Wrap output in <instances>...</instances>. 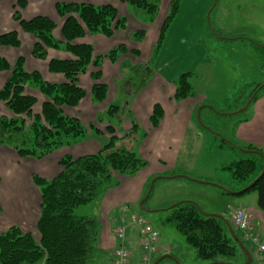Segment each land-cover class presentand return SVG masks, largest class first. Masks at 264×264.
Segmentation results:
<instances>
[{"label":"crops","instance_id":"1","mask_svg":"<svg viewBox=\"0 0 264 264\" xmlns=\"http://www.w3.org/2000/svg\"><path fill=\"white\" fill-rule=\"evenodd\" d=\"M127 1L26 0L27 7L21 12L23 18L30 20L36 16H46L53 19L58 25L55 31L56 38H60V28L63 24V19L59 17L56 10L58 3H92L96 6L112 4L117 8L120 16L127 19V27L126 29L117 31L112 37H106L102 34H88L80 41L81 43H87L93 46L95 57L103 58L99 63L101 68V81L99 82L107 88L106 99L103 102H96L92 95L95 81L92 79L91 74L96 71L97 66H92L87 73L80 77L78 82L86 92L85 98L76 107L64 108V113L67 116L79 119L86 128V137L84 139H69V142L64 147L55 150L52 154L42 159L32 157L20 158L14 148L0 145V166L2 162L9 164L8 169L11 180L10 185L0 186L1 188L3 187V190L0 189V199L3 198V201L0 200V205L2 211L4 210L3 206H6L5 214H7V211L12 210V213H10L11 216L8 217L6 215L9 218L7 222H4L3 219L0 220V233L11 227L13 221L22 222L23 227L29 226V230L35 232L42 200L40 190L34 184L33 176L39 175L51 180L61 172L60 162L65 156L78 158L98 153L113 137L108 131L111 127L113 129L115 128L114 135L118 140L127 138L129 131L134 128L138 130L139 127L142 128L139 131L140 141L136 145L138 146L136 153L148 162L147 168L138 173L137 178H141L142 180L152 173L160 174L169 169H179L177 168L179 165L184 167L183 169H179L181 172L183 171L184 173L194 175L193 173L196 171L193 167H198L201 161L204 160L207 147L211 146L209 142L211 138L205 135V132L214 136V132L220 133L240 148L253 147L264 153V95L260 94L264 89V84L255 93L257 95L256 100L248 107L240 110L238 114L219 116L214 113L215 116L212 118L218 120L217 124L212 123L214 120L211 118H209L210 120H205L206 122L204 121V123L201 122L203 121L202 117H204L207 111V114H211L212 110L210 109V105L204 106L200 110L196 109L200 104L207 101L221 104L224 101L232 100L239 90L248 85L256 84L244 82V84L238 86L236 81L241 80H235L230 77L223 78L224 74L221 75L219 72L221 70L220 68H223L222 71L224 72H228L232 68L229 67L228 61H226L229 56L225 60L226 64L222 63L224 66L221 67L222 65L215 64L214 58L211 55L212 50H219L225 45L227 53H229V46L233 39L217 29L205 30L201 19L195 21L196 29L194 30L193 36L189 37L192 51L190 56L192 58L195 56V62L192 61L193 65L186 67V70L180 73L181 75H170L169 72H162L159 68H156L153 65L156 62L154 61L152 63V61L154 59L155 46L159 47L163 44L168 28L177 19L180 4L177 15L166 29L163 40L160 41V33L170 13L173 0H160L159 15L152 25L148 23L144 24L135 19L129 12L130 4ZM16 2L17 0H3L0 4V15H4L6 18L5 21L1 22L0 33L18 31L21 46L19 49L0 47V55L5 56L11 62H14L19 56H24L27 71L41 73L43 79L47 82H65L64 75L49 71V60L67 59L70 58V55L63 50L49 49L48 59L40 60L34 58L31 54L35 43L34 37L24 33L19 23L13 19ZM128 21L130 23L129 26L127 25ZM141 30L145 32L144 37L140 42H136L134 40V34ZM205 38L208 40H202ZM120 47L124 49L119 51L114 61L107 58L110 52ZM262 52L261 63L263 66L264 50ZM200 67H205V71L209 73L200 75L198 71ZM186 73L192 74L189 81L197 97L187 98L184 101L180 100L181 102L179 103L176 97L177 80ZM6 78L7 74L1 75L0 88ZM137 78L141 79V81H136ZM215 81L218 83H215ZM222 81L235 82L228 86L227 83H222ZM27 92L35 96L38 99V103L42 104L45 101V97L35 86H28ZM248 92L250 93L252 90H248ZM114 105L119 110L115 111V116H111V113H109L110 106ZM156 106L161 108L163 115L159 125L153 126L152 119ZM205 108L207 110H204ZM195 114H197L199 119V127L196 130L191 128L192 118ZM3 115L8 119L14 116L6 105L0 101V116ZM195 134L197 138H195ZM218 140L219 138L215 141ZM217 146L220 147H218V150L221 149V144ZM226 152L221 159V167L232 162L239 156L234 151L226 150ZM35 164H39L40 172L30 167ZM6 176L0 170V179L4 183ZM121 179V187L109 189L101 199L103 211L102 217L100 218L102 230L99 248L103 251V254L96 264H113L114 253L119 243L116 238V231L123 225L127 227L125 241L127 248L131 252V264H140L145 255L140 245L138 227L131 224V217L136 215L131 212L133 197L139 189L140 183L137 184L138 186H134L133 189L126 188L127 184L130 182L134 183L136 179H126V177H121ZM255 192L257 193V191ZM253 201L255 202H251L247 210L237 207L234 209L231 208L228 212L227 209H223L218 216L223 217L222 221L227 232H229V227H231L236 234L243 236L235 227L232 220L233 212L241 209L252 215L251 232L259 237L264 236V213L258 208V193L255 195ZM232 202L235 201L232 200ZM231 204L229 202L228 207ZM80 210L79 208L77 211L79 215H88L80 213ZM3 213L0 212V216ZM245 242L250 241L244 239V245ZM235 243L238 249L234 256L240 255L242 258L245 257L244 263L246 264L248 261V257L245 255L246 253L242 251L236 241ZM250 243L256 250L254 251L256 254L252 255V264H264V253H259L257 247L252 242ZM245 248L247 249L246 245ZM163 249L168 254L172 251V248L168 245ZM247 251L251 254L248 249ZM165 257L167 258L169 255L165 254ZM162 258V251L157 248V252L151 255V264L158 262L160 264L163 260ZM174 259L179 261V258L176 256ZM218 263L231 264L224 261L218 262V259L215 262L202 264Z\"/></svg>","mask_w":264,"mask_h":264},{"label":"trees","instance_id":"2","mask_svg":"<svg viewBox=\"0 0 264 264\" xmlns=\"http://www.w3.org/2000/svg\"><path fill=\"white\" fill-rule=\"evenodd\" d=\"M180 1H172L170 13L160 33V41L177 15ZM127 2L145 10L152 16V20L160 11V5L149 0ZM26 7V0H17L13 19L19 23L24 33L34 37L32 56L46 60L48 50L56 49L67 52L70 58L49 60V71L65 77L63 83H51L44 80L41 73L27 71L23 56L11 62L0 55V77L7 74L0 88V101L14 115L12 119L0 117V145L14 148L20 158L42 159L64 147L69 139L82 140L86 137V128L80 120L67 116L64 108L76 107L85 98L86 92L78 82L92 66H97L96 71L91 74L95 81L92 89L93 99L96 102H103L106 99L107 88L99 82L101 81L99 63L103 58L95 57L93 46L80 41L88 34L112 37L117 31L126 29L127 19L121 17L112 4L96 6L92 3H58L56 10L63 19V24L60 28V38H56L57 23L46 16L24 19L21 10ZM144 34L142 30L135 33L139 41L143 39ZM20 45L19 32L0 33V47L19 48ZM123 49L120 47L113 50L107 58L114 61L119 51ZM191 75L186 73L179 78L176 92L178 100L196 96L189 81ZM32 85L45 97L41 110L37 113L35 107L38 99L27 92L28 86ZM262 85H248L239 90L232 100L211 105L210 109L219 116L236 115L256 100L255 93ZM251 87H254V90L249 93ZM116 110H119L117 106H110L111 116L116 115ZM162 115L161 108L156 106L152 119L153 126L159 125ZM28 120L31 125L27 127ZM114 129L112 127L108 129L113 137L98 153L78 158L65 156L60 162L61 172L55 178L48 180L39 175L33 176L42 200L37 229L30 232L22 227L13 226L0 233V264L98 262L103 254L99 248L101 221L94 216H80L77 213L78 209L96 202L111 187L113 180L135 175L148 166V162L134 149L118 148ZM214 134L219 138L221 148L239 154L237 159L222 166V169L231 172L232 180L240 187L236 191L226 188L222 190L224 194L236 195L262 175L264 153L253 147L240 148L220 133ZM171 176L190 178L182 172H175ZM251 191H257L258 208L264 213V176L242 195ZM168 210L170 215L166 223L173 225L186 238L196 250L199 259L215 262L218 257H232L236 254L237 245L231 233L226 231L222 218L205 214L197 203L191 201L175 204ZM235 237L244 245L243 236L235 233Z\"/></svg>","mask_w":264,"mask_h":264},{"label":"rangeland","instance_id":"3","mask_svg":"<svg viewBox=\"0 0 264 264\" xmlns=\"http://www.w3.org/2000/svg\"><path fill=\"white\" fill-rule=\"evenodd\" d=\"M2 1L3 0H0V4ZM149 1L156 2L160 5V0ZM129 12L139 22H143L144 24L148 23L150 25L156 21L157 16L159 15L155 16L156 18L152 20V16L147 14L145 10L132 5H130ZM5 19L4 15H0V25ZM199 19L202 20L205 30L210 31L212 29H217L233 39L229 46V53H227L225 45H221L222 47L219 50H212L211 53L215 64L222 65L221 67L226 64L225 60L229 56L226 61H228L229 67L232 68H230L228 72H224L222 71L223 68H220L221 70H219V72L221 75L224 74L223 78L230 77L235 80H241L236 81L238 86L244 84V82L264 84V72L262 74V71H264V61L263 66L261 63L262 51L264 50V0H181L177 19L168 28L163 44L159 47L155 46L152 63L154 61L156 63L153 65L156 68H159L162 72H169L170 75H178L183 73V71L186 70V67H191L193 65L192 61L195 62V56L193 58L190 56L192 51L189 37L193 36L194 30L196 29L195 21ZM127 25H130L129 21L127 22ZM134 40L140 42L135 34ZM202 40L208 39L205 38ZM12 49L19 48L12 47ZM203 68L200 67L198 69L200 75L205 73L208 74L209 72L205 71L206 68ZM136 81H141V79L137 78ZM234 82L235 81H222V83H227L228 86L232 85ZM215 83L218 82L215 81ZM250 90H254V87H251ZM260 94L264 95V89ZM177 101L180 103L184 100ZM40 104L41 103H38L35 107L36 113L41 110V106L39 107ZM215 104L217 105L218 103L207 101L200 104L196 109L200 110L204 106H215ZM204 110H207V108ZM207 113L202 117L203 121L201 122L204 123L205 120H210L209 118H211L214 120L212 123L217 124L218 120L212 118L215 114L212 111L211 114ZM0 117L5 116L3 115ZM12 118H14V116ZM198 120L197 114H195L192 118L191 128L196 130L199 127ZM26 124L27 127L30 126V120H28ZM141 130L142 128L139 127V130L134 128L129 131V136L127 138L117 141L118 148L127 147L129 149H134L137 152L138 146L136 145L140 141L141 137L139 131ZM205 135L210 136L211 140L209 142L211 143V146L207 147L204 160L201 161L198 167H193L196 171L193 173L194 175L182 171V173L188 175L190 178L171 176L175 172H181L179 169L184 168L181 165L177 167L179 169H169L160 174L152 173L143 180L137 178L139 175L138 173L132 176H125L126 179H136L134 183L130 182L127 184L126 188L133 189L134 186H138L137 184L140 183V187L133 197L131 212L145 218L149 225L159 233L160 241L157 242L156 248H159L162 251V257H164L165 254L169 255V257L164 258L160 264H202L207 262L206 260L198 258L196 250L173 225L166 223V220L170 215L168 210L169 207L175 204L191 201L197 203L203 209L205 214L219 215L224 208L227 209L228 212L231 208L234 209L237 207L247 210V207L251 205V202H255L253 201L255 195H257L255 191L242 196L224 194L222 188L232 191H236L240 188L232 180L231 172L222 169L221 167V159L224 157L225 153H227L226 150H232L224 148L218 150L219 146L217 145L221 144V142L219 140L215 141L217 139L216 136L206 132ZM195 138H197L196 134ZM28 145L30 146L29 143ZM235 159H237V157ZM8 165V163H1L0 170L7 176L5 177V183L0 179V186L11 184ZM30 167L38 172L41 171L39 164ZM112 183L113 184L109 189L121 187V177L113 180ZM241 186L243 187L245 185ZM2 188L0 187V189ZM109 189H107L98 200H96V202L80 207V213L97 217L100 220L103 211L101 199ZM0 200L3 201V198ZM232 200L235 202H232ZM229 202L232 203L230 207H228ZM3 208L4 210L0 211L1 213L4 212L3 215L0 216V220L3 219L4 222H7L9 218H7L6 215H8V217L11 216L10 213H12V210L10 209L11 211H7V214H5L6 206H3ZM13 226L22 227L25 230L30 231L29 226H22V222L13 221L11 227ZM167 245L172 248V251H170L169 254L163 251V248ZM245 245L251 252V255L256 254V252L254 253L256 250L250 242H245ZM143 251L146 252L144 249ZM175 256L179 258V261L174 259ZM239 256L218 257V262L224 261L231 264H243L245 262V257L242 258L240 256V258Z\"/></svg>","mask_w":264,"mask_h":264},{"label":"built area","instance_id":"4","mask_svg":"<svg viewBox=\"0 0 264 264\" xmlns=\"http://www.w3.org/2000/svg\"><path fill=\"white\" fill-rule=\"evenodd\" d=\"M232 220L235 227L243 234L244 239L252 242L259 253H264V236L259 237L251 232L252 215L245 210L238 209L233 212ZM131 223L139 228L140 245L146 250L140 264H151V255L157 252L156 244L159 240V234L143 217L134 216ZM126 232V226H121L116 231L119 245L114 254L113 264H131V252L127 248L125 241Z\"/></svg>","mask_w":264,"mask_h":264},{"label":"water","instance_id":"5","mask_svg":"<svg viewBox=\"0 0 264 264\" xmlns=\"http://www.w3.org/2000/svg\"><path fill=\"white\" fill-rule=\"evenodd\" d=\"M264 176V172L262 173V175L254 182L252 183L249 187H247L246 189H243L242 191H239L236 193V195H242L243 193H245L247 190L253 188L255 186V184ZM218 216V215H216ZM220 218L223 219V217L221 216H218ZM229 232L231 233V235L233 236L234 240L238 243L239 247L242 249V251H244V253H246L245 255L248 257V261L246 264H252L253 263V257L252 255L247 251V249L245 248V246L241 243L240 239L235 237V233L233 231V229L231 227H229ZM166 258L165 256L162 258L164 259ZM159 263V262H158ZM158 263H155V264H158ZM219 264V263H218Z\"/></svg>","mask_w":264,"mask_h":264}]
</instances>
